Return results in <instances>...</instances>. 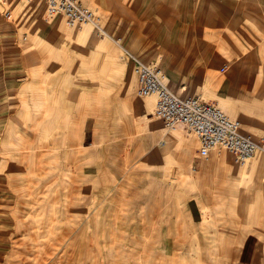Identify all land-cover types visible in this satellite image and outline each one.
Here are the masks:
<instances>
[{"label":"rangeland","instance_id":"1","mask_svg":"<svg viewBox=\"0 0 264 264\" xmlns=\"http://www.w3.org/2000/svg\"><path fill=\"white\" fill-rule=\"evenodd\" d=\"M83 3L177 95L264 135V0ZM46 12L44 0L0 4V264H223V239L264 241V153L244 166L224 149L200 159L106 38ZM174 134L191 136L189 156ZM78 182L89 191L71 197ZM191 197L202 223L189 221Z\"/></svg>","mask_w":264,"mask_h":264},{"label":"built area","instance_id":"2","mask_svg":"<svg viewBox=\"0 0 264 264\" xmlns=\"http://www.w3.org/2000/svg\"><path fill=\"white\" fill-rule=\"evenodd\" d=\"M10 1L0 0V4L7 5ZM44 1L48 18L62 16L70 28L89 26L97 35L112 42L123 58L133 62L139 82L138 95L154 98V116L162 121L165 129L183 128L196 136L200 159L208 160L212 152L224 149L244 166L257 154L264 153V135L255 137L244 132L241 122L228 115L216 102L205 101L199 96L177 95L169 88L164 70L133 53L124 38L110 33L97 10L84 4L83 0ZM5 15H10L8 9ZM226 69V65L222 66V71Z\"/></svg>","mask_w":264,"mask_h":264},{"label":"crops","instance_id":"3","mask_svg":"<svg viewBox=\"0 0 264 264\" xmlns=\"http://www.w3.org/2000/svg\"><path fill=\"white\" fill-rule=\"evenodd\" d=\"M15 1H20V0H11L7 5H10V3L15 2ZM176 26H178L179 29H181L183 32H186L187 30H189L188 29L189 25H186L185 23H183L181 25H176ZM163 39H164L163 34L161 32L159 40L163 41ZM221 39L226 40V36H221ZM110 43L119 51L120 60L132 67V70H133V72L137 78L136 93L138 94L137 91H138L139 82H138V77L134 71L133 62L130 61L129 59L123 58L121 51L112 42H110ZM126 46L128 47L127 44H126ZM132 52L135 53L134 51H132ZM135 54H137V53H135ZM137 55L140 56L139 54H137ZM141 58H143V57H141ZM181 87H182V89L185 88L183 86H181ZM257 89L259 92H262L263 86L261 84H259L257 86ZM153 101H154V98H153ZM138 102H139V104H143L146 106L147 100L146 99H139ZM153 114H154V106H153ZM161 123H162V121H161ZM162 126H163V123H162ZM180 129H183V128H180ZM180 129H178V130H180ZM178 130H176V131H178ZM250 131L253 133H259V131L255 130V129H251ZM155 136L157 137V134H155ZM193 136L195 137L197 145H198V140H197L196 136L194 134H193ZM173 137L175 139H180L181 144H183V147L185 148V151H184L185 156L186 157L189 156L191 153V147L189 145L191 136L188 135L187 137L181 138L180 135L174 134ZM166 141H167L166 139L160 138L158 140V144L162 145ZM197 150H198V148H197ZM215 157H216V159H215L216 163H214L215 162L214 161L213 165H216L217 167L221 166V165L224 166L225 163H223V164L219 163L221 158L217 157V156H215ZM193 170H195V168H193ZM199 173H200L199 176H201L202 175L201 173H203V170H202V172H199ZM203 175L208 177V175L205 173ZM89 187L90 186L88 184H85V183H81V182L75 183V185L72 186L71 190L73 193H77V194L79 193V195H78L79 197H77L76 195H71V197L74 196L75 198H80V194L83 192V195H85V192H86V190H88ZM199 200L200 199L198 197H191L187 203V213H188L189 221L191 224H198V223L204 222L202 206H201V203ZM78 201H79V199H78ZM222 242L223 243H222L221 249L217 253H218V255H220L222 257V260L224 262L223 264H264V241H262V239H260L256 233L251 232L248 234L241 235L239 237L238 236H234L232 238L228 237V238L223 239ZM213 254L214 253L212 252V255Z\"/></svg>","mask_w":264,"mask_h":264}]
</instances>
